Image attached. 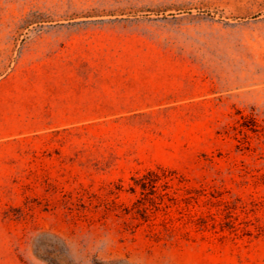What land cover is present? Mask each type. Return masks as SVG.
<instances>
[{"label":"rangeland","instance_id":"rangeland-1","mask_svg":"<svg viewBox=\"0 0 264 264\" xmlns=\"http://www.w3.org/2000/svg\"><path fill=\"white\" fill-rule=\"evenodd\" d=\"M0 264H264V0H0Z\"/></svg>","mask_w":264,"mask_h":264}]
</instances>
